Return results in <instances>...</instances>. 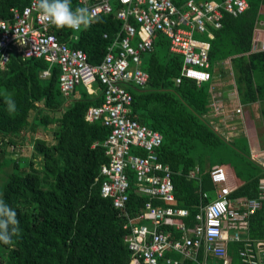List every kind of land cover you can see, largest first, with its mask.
Returning a JSON list of instances; mask_svg holds the SVG:
<instances>
[{
  "label": "trees",
  "instance_id": "trees-1",
  "mask_svg": "<svg viewBox=\"0 0 264 264\" xmlns=\"http://www.w3.org/2000/svg\"><path fill=\"white\" fill-rule=\"evenodd\" d=\"M27 1L0 0V17L9 18L10 8L19 9ZM173 1L177 6L182 2ZM245 1L246 8L236 16L222 12L219 27L206 25L211 35L206 40L209 66L230 57L242 103L256 101L264 89L263 83L253 80L255 71L264 75V51L249 52L254 22L264 20V0ZM71 2L73 8L81 7L77 0ZM110 5V12L95 15L96 19L79 31L52 24L49 31L59 42L80 49L88 63L96 64L121 26L114 17L117 2L111 0ZM180 65V54L170 52L167 38L156 32L151 48L140 53V66L148 74L145 84H129L127 89L131 94L129 116L161 135L157 155L171 170L172 205L188 210L183 221L190 226L200 192L207 193L204 201L215 196L208 173L212 164L205 163L204 150L219 146L223 137L203 117L208 82L197 85L185 77L175 82ZM45 68L47 63L41 58L22 59L15 52L0 67V92L10 93L17 105L16 113L10 115L0 96V169L7 166L6 159L16 170L7 174L0 198L17 211L20 222L14 242L0 243V264H127L131 253L122 239V217L110 199L99 194L103 179L99 167L107 161L102 141L108 129L99 119L89 122L84 118L86 108L98 105L101 95L90 97L83 89L77 97H64L58 89L57 65L49 66L48 74L41 76ZM39 130L49 131L51 141L35 136ZM29 137L30 154L26 156L19 147L26 140L28 143ZM246 160L257 173L240 176L241 183L230 189L229 197L258 195V180L264 176V169L248 155ZM23 161L26 166L21 167ZM194 167L199 180L186 177ZM127 195V210L133 215L147 197L134 191L131 173ZM161 229L169 230L173 237L180 234L170 226ZM247 235L250 240H264V199L247 217ZM241 245L229 243V264H241L237 256ZM211 261L222 264L218 259ZM180 264L196 263L183 260Z\"/></svg>",
  "mask_w": 264,
  "mask_h": 264
},
{
  "label": "built area",
  "instance_id": "built-area-1",
  "mask_svg": "<svg viewBox=\"0 0 264 264\" xmlns=\"http://www.w3.org/2000/svg\"><path fill=\"white\" fill-rule=\"evenodd\" d=\"M111 0H77L79 6L87 7L94 16L111 11ZM118 7L114 17L121 22L119 31L106 46L101 60L96 64L87 62L80 49L59 42L49 31L50 22L45 21L34 7L35 0H28L21 8H10V17H0V67L9 54L18 53L20 58H41L47 68L58 67L57 84L62 96L69 97L74 87L81 84L86 94L101 95L98 105L86 108L84 118L92 122L100 120L108 129L102 141L107 161L99 167L103 179L99 185L101 197H107L112 207L122 217V236L130 258L127 264H179L190 260L199 264L197 253L228 261L227 242H242L237 255L241 264H264V242L240 239V230L246 228L247 217L264 199V182L255 197H229L224 167L213 165L208 173L216 186L215 198L205 202L206 192H200L193 222L187 226L183 218L188 210L173 206V185L168 164L159 160L157 148L161 135L139 120L129 116L131 94L129 84L143 86L148 74L140 66V53L152 46L156 32L168 41V49L181 56L179 74L193 80L197 85L210 79L207 59L208 42L191 36L193 30L210 33L206 25L220 26L222 12L231 16L240 14L247 6L245 0H183L177 6L173 0H115ZM105 37V33L102 35ZM75 37V36H74ZM208 105L214 115L230 117L240 114L241 107L234 105L223 110L214 92L209 93ZM130 173L134 191L147 197L141 208L130 214L127 210V192L130 189ZM188 178H195L190 170ZM152 200L165 202L155 204ZM170 226L178 231V237L161 229ZM231 229L228 234L227 230ZM175 252L177 257L170 253Z\"/></svg>",
  "mask_w": 264,
  "mask_h": 264
},
{
  "label": "crops",
  "instance_id": "crops-1",
  "mask_svg": "<svg viewBox=\"0 0 264 264\" xmlns=\"http://www.w3.org/2000/svg\"><path fill=\"white\" fill-rule=\"evenodd\" d=\"M261 11L262 13H264V7L261 9ZM194 31L195 30L191 32V36L196 40L206 41L207 38H209V34H202L196 31L197 33L201 34V38H202V39L201 38L197 39L193 36ZM74 36L75 35H71L70 37L75 39L76 36L75 37ZM260 50L264 51V20L258 18L254 22V27L252 31V45H251L249 52H256ZM208 70L210 72V79L207 81L208 82V97H207L208 102H209V95H210L209 93L211 91L216 94V98L217 100H219V102H221L223 110L231 109V107L234 105H239L241 107V112L240 114H232L230 117H223V116L221 117L218 115H214L213 110L211 109V107H209L208 102H207V111L206 113L203 114L204 119L213 128V130L219 133L223 138L224 136L227 137L230 133H234V132H237L238 134H240V139L243 140V142L245 143V146L248 149L247 155L249 156V158L253 159L255 162L259 164V166H261L264 169V89H260V91L258 92V97L256 101L242 103L240 102L239 95L236 89V82L232 74L230 57L213 63L211 66H209ZM253 80L257 83L264 84L263 73L259 71H255L253 74ZM75 87L72 92L73 95L75 93ZM77 96L78 95L75 94V97ZM213 165L221 166L220 164L213 163L212 165L209 166V169ZM224 168H225V171L227 172L228 178L235 177L234 172L232 171L231 167L224 165ZM191 170L196 171L195 178L199 180V174L197 172V168L194 167ZM262 182H264V176L260 177L258 180V191L260 189L259 187ZM238 183H241V180L236 179V183L234 185L227 184V181H226V185L229 189L233 188V186H236ZM229 185L232 187H230ZM215 189H216V186H215ZM215 195H216V192H215ZM213 198H215V196L208 199L207 201ZM227 232L228 234H230L231 229H228ZM239 233H240L241 240H244V239L250 240L247 235V221H246V228L240 230ZM251 241L264 242L263 239H255ZM231 242H235V241L227 242L228 261L223 263L221 260L222 264L230 263L231 257H230V254L228 253V245ZM174 253L175 252H172L170 254L173 256ZM198 255H200V258H198L199 257ZM173 257H177V256H173ZM197 259H198V262L200 263L204 262V264H213L211 259H218V258H215L212 256H204L201 250H199L197 253ZM190 262H193V261H190ZM196 264H199V263H196Z\"/></svg>",
  "mask_w": 264,
  "mask_h": 264
},
{
  "label": "clouds",
  "instance_id": "clouds-1",
  "mask_svg": "<svg viewBox=\"0 0 264 264\" xmlns=\"http://www.w3.org/2000/svg\"><path fill=\"white\" fill-rule=\"evenodd\" d=\"M34 7L39 10L42 18L57 28H68L79 31L89 26L96 17L87 7L73 8L71 0H35ZM6 111L12 115L17 105L12 95L6 90L0 92ZM17 211L0 198V243L11 245L13 237L19 232Z\"/></svg>",
  "mask_w": 264,
  "mask_h": 264
},
{
  "label": "rangeland",
  "instance_id": "rangeland-1",
  "mask_svg": "<svg viewBox=\"0 0 264 264\" xmlns=\"http://www.w3.org/2000/svg\"><path fill=\"white\" fill-rule=\"evenodd\" d=\"M194 1L196 3H199V2H203L204 0H194ZM215 1H220V0H215ZM193 36L197 39L201 38V34L197 33L196 31H194ZM83 89L84 87L81 84L76 85L75 93L74 95L72 93V96L75 97V94L77 95L79 91ZM35 136H41L45 138V140L51 141L49 131L39 130ZM30 144H31V137H29L28 143L26 140V144H24V146L19 147L20 153L23 155L29 156ZM204 152H205L204 154L205 163L207 164L222 163L225 166H229L232 168V171L234 172L235 177H229V178L227 177L226 178L227 184L234 185L236 183V179L240 180V176L244 177L248 175V173L250 172L252 174L257 173L256 168L249 167L250 165L246 160L248 149L245 146V143L243 142V140L240 139V134H238L237 132L230 133L227 137L224 136L223 141L220 143L219 146H216L212 149H205ZM3 160H5V162L7 163V166L5 165L6 167L0 169V188L2 187L7 174L12 170L16 171L14 168L9 167L8 165L9 163L6 159H3ZM36 160H39V159H36ZM19 165L21 167L26 166L24 161L20 162ZM20 169L21 168H19L18 171ZM4 171L6 172V174L3 176L2 172Z\"/></svg>",
  "mask_w": 264,
  "mask_h": 264
}]
</instances>
